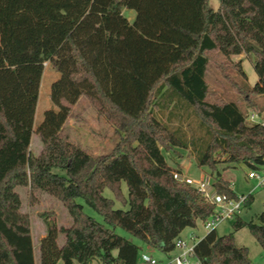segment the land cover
<instances>
[{
	"label": "trees",
	"instance_id": "obj_1",
	"mask_svg": "<svg viewBox=\"0 0 264 264\" xmlns=\"http://www.w3.org/2000/svg\"><path fill=\"white\" fill-rule=\"evenodd\" d=\"M209 1L0 0V264H36L32 221L22 211L18 187L28 188L32 204L37 191L56 198L72 218L70 227H58L41 215L40 264H137L139 246L116 228L174 252L186 228L216 213L196 186L178 179L163 153L188 148L182 126H172L182 123L183 113L204 132L192 141L198 166L209 168L218 194L238 200L222 171L264 166V124L249 123L235 102H209L206 74L212 52L254 54L257 84L235 88L249 102L264 97V0H219L217 11ZM124 9L136 13L134 21ZM46 64L60 75L50 94L56 109L34 128ZM234 67L246 78L243 59ZM167 91L166 102H158ZM84 96L121 134L101 158L62 135ZM159 107L169 111L166 121L155 113ZM33 133L42 143L39 155L31 151ZM77 159L91 166L81 178L71 174ZM108 172L131 188L129 208L115 217L101 195ZM253 200L247 195L245 207ZM233 219L231 233L219 236L214 229L198 241V264H252L235 238L246 227L264 249V210L250 221Z\"/></svg>",
	"mask_w": 264,
	"mask_h": 264
},
{
	"label": "rangeland",
	"instance_id": "obj_2",
	"mask_svg": "<svg viewBox=\"0 0 264 264\" xmlns=\"http://www.w3.org/2000/svg\"><path fill=\"white\" fill-rule=\"evenodd\" d=\"M209 5L212 9L217 11L220 8V1L210 0ZM123 15L131 22L136 17V13L128 9L123 10ZM209 58L210 63L206 74V81L209 86V96L207 100L211 103L235 102L248 118L252 115L259 116L258 120L263 122L264 97H254L252 98V102H249L247 97L235 88V84H238L241 88H254L257 84L258 76L254 70L256 56L251 54L250 56L241 55L227 58L218 52H212L209 54ZM240 59H243V69L246 78L242 77L234 67V63L238 62ZM46 67L35 114L34 128H37L43 122L46 111L56 109V106L50 98V94L53 83L60 78V75L51 71L47 64ZM169 93L170 92L167 91L164 98L159 95L158 102L162 104L166 102ZM155 113L160 119L166 121L169 111L159 107L155 109ZM179 125L182 126V130L187 136L189 145L188 148H175L169 151H163L167 163L178 172L179 175L184 174L187 177L184 181L187 183L192 184V182H189L190 180H201V177L205 174H209L208 178H210L209 168L198 166L192 145V141L204 136L203 130L200 128L197 120L190 114L187 117V115L183 113L182 123H179L177 120L172 122L173 127H178ZM62 135L77 144L83 153L91 155L94 158H101L110 154L121 139V134L116 132L105 117L99 115L96 107L85 96L81 97L74 107L73 113L63 129ZM31 151L34 155H39L42 151V143L35 133H33L32 137ZM220 167L223 169L224 166ZM90 169L91 166L88 161L85 162L77 159L71 174L81 178L84 177ZM249 171L250 169L245 165H239L236 168L230 169V173L228 174V177H231L233 190L238 197L247 196L249 194H252L254 197L251 205L249 207L244 206L239 213V216L245 221H250L264 210V187L257 188V181L247 178ZM57 172L66 175L65 172L60 170H57ZM101 182L105 183L101 185V195L108 201L107 205L112 215L115 217L117 213L127 210L129 208V199L131 195V188L128 184L119 180L109 172L101 178ZM16 191L19 193L22 200V211L29 214L31 217L35 262L36 264H40V238L45 232V222L41 215L47 214L50 219L56 221L58 227H70L72 218L59 200L45 192L37 191L35 194L36 202L32 204L30 202L28 188L18 187ZM78 202L84 206V212L87 215L93 217L99 223L105 224L103 217L97 211L86 205L82 200H78ZM233 223L234 219L221 221L216 226V232L219 236L231 233L233 231ZM115 232L139 246L140 253L137 264H145L141 259L143 254L152 256L158 260L160 264H168L171 258L180 251L176 249L174 252L166 254L157 248L143 243L138 238L128 234L120 228H116ZM192 234L197 236L196 241L203 238L207 234L204 223L198 221L197 227L186 228L182 232L180 238L185 241L188 246H191L193 244L190 238ZM235 238L238 246L248 248L252 264H264V249L256 242L249 228L246 227L237 231L235 233ZM63 242L64 236L61 235L59 244L62 245Z\"/></svg>",
	"mask_w": 264,
	"mask_h": 264
},
{
	"label": "built area",
	"instance_id": "obj_3",
	"mask_svg": "<svg viewBox=\"0 0 264 264\" xmlns=\"http://www.w3.org/2000/svg\"><path fill=\"white\" fill-rule=\"evenodd\" d=\"M258 117L259 116L252 115L248 118V122L264 124V119L263 122H260ZM177 177L181 181L185 180L180 175H177ZM248 178L257 181V188L264 187V166L258 171L250 170ZM189 182H192V184L204 195L206 200L216 207L214 217L204 223L207 233L216 229L217 224L221 221L233 219L236 215H239L240 211L245 206L247 196H240L238 200H235L230 199L225 195L218 194L213 185L214 181L211 179L198 181L190 180ZM190 238L193 241L191 246H188L181 238L176 241V249H179L180 251L177 255L171 258V264H198V261L194 258V248L199 240L196 241L197 236L195 234H192ZM141 259L145 264H160L158 260L147 254H143Z\"/></svg>",
	"mask_w": 264,
	"mask_h": 264
},
{
	"label": "crops",
	"instance_id": "obj_4",
	"mask_svg": "<svg viewBox=\"0 0 264 264\" xmlns=\"http://www.w3.org/2000/svg\"><path fill=\"white\" fill-rule=\"evenodd\" d=\"M134 21V20H133ZM230 173V169H227V170H224V171H222V176H223V178L224 179H226V180H228V181H230L231 182V177H228V174ZM180 176H182L183 177V179H187V177L183 174H180ZM209 177V174H205V175H203L202 177H201V180H205V179H207ZM247 178H248V174H247ZM208 179H211L212 181H214L213 180V178H208ZM248 179H250V178H248ZM188 180H190V179H188ZM45 232L43 233V235L41 236V238H40V241L42 240V238L45 236Z\"/></svg>",
	"mask_w": 264,
	"mask_h": 264
}]
</instances>
